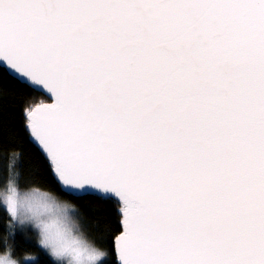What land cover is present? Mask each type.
<instances>
[{
    "label": "snow or ice",
    "instance_id": "6c2138e0",
    "mask_svg": "<svg viewBox=\"0 0 264 264\" xmlns=\"http://www.w3.org/2000/svg\"><path fill=\"white\" fill-rule=\"evenodd\" d=\"M5 78L51 100L24 101L29 177L19 149L0 176L47 264H264V0H0ZM89 194L116 203L111 250Z\"/></svg>",
    "mask_w": 264,
    "mask_h": 264
},
{
    "label": "trees",
    "instance_id": "16d2710c",
    "mask_svg": "<svg viewBox=\"0 0 264 264\" xmlns=\"http://www.w3.org/2000/svg\"><path fill=\"white\" fill-rule=\"evenodd\" d=\"M26 99L48 102L42 94L17 84L15 80L5 78L0 81V176L9 161L11 151L19 149L23 153L21 183H24L31 169L37 164L32 155L33 146L23 128L22 112ZM72 203L79 207L82 213V224L91 239L101 248L111 250L114 236L118 233H108L103 222L105 218H109L113 223L118 222L115 201L90 194L85 199H77ZM6 253H10L11 258L17 260L19 264H36L32 260L22 261L26 254L37 257L40 264H47L49 259L39 248L38 238L33 236L32 231H21L15 227L9 234L7 215L3 206L0 205V255ZM104 264H111V258L105 260Z\"/></svg>",
    "mask_w": 264,
    "mask_h": 264
},
{
    "label": "clouds",
    "instance_id": "9594fccd",
    "mask_svg": "<svg viewBox=\"0 0 264 264\" xmlns=\"http://www.w3.org/2000/svg\"><path fill=\"white\" fill-rule=\"evenodd\" d=\"M67 207L69 208H73V205H67ZM24 211H27V205H25ZM41 219L43 221V225L46 227H49L52 229V231H56L57 228L60 227V222L58 220L57 214H56V210L52 209L50 211H44ZM36 225H33V227H35Z\"/></svg>",
    "mask_w": 264,
    "mask_h": 264
},
{
    "label": "rangeland",
    "instance_id": "374dc122",
    "mask_svg": "<svg viewBox=\"0 0 264 264\" xmlns=\"http://www.w3.org/2000/svg\"><path fill=\"white\" fill-rule=\"evenodd\" d=\"M16 227H17V229H20L19 226H16ZM26 230H30V231H32L33 236H34L35 238L37 237V235L35 234V232H34L33 230H31L30 227H26V228L24 229V231H26ZM8 254H9L10 259H12L10 253H8ZM4 255H5V254H4ZM0 256H3V255H0ZM12 260H13V259H12ZM15 261H17V260H15ZM22 261H26V259H23ZM28 261H29V260H28ZM17 264H19V262H17Z\"/></svg>",
    "mask_w": 264,
    "mask_h": 264
},
{
    "label": "water",
    "instance_id": "95a60500",
    "mask_svg": "<svg viewBox=\"0 0 264 264\" xmlns=\"http://www.w3.org/2000/svg\"><path fill=\"white\" fill-rule=\"evenodd\" d=\"M33 90V89H32ZM35 92H38V93H40V94H42L47 100H48V103H50L51 102V100L45 95V94H43L42 92H40V91H36V90H34ZM90 195V194H89ZM92 195H96V194H92Z\"/></svg>",
    "mask_w": 264,
    "mask_h": 264
}]
</instances>
